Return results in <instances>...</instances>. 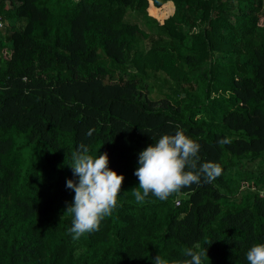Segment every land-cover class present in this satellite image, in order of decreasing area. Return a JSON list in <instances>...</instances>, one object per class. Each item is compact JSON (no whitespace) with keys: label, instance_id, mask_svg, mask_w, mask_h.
Masks as SVG:
<instances>
[{"label":"trees","instance_id":"16d2710c","mask_svg":"<svg viewBox=\"0 0 264 264\" xmlns=\"http://www.w3.org/2000/svg\"><path fill=\"white\" fill-rule=\"evenodd\" d=\"M129 8L155 27L145 53ZM177 127L221 175L138 203V154ZM81 143L125 179L100 230L74 241L66 181ZM262 152L264 0H0V264L175 262L195 244L203 264H249L264 244V175L244 176L236 201L225 173Z\"/></svg>","mask_w":264,"mask_h":264},{"label":"clouds","instance_id":"9594fccd","mask_svg":"<svg viewBox=\"0 0 264 264\" xmlns=\"http://www.w3.org/2000/svg\"><path fill=\"white\" fill-rule=\"evenodd\" d=\"M93 130L87 133L91 136ZM221 145L231 143L227 137L218 141ZM200 145L177 127L174 135H162L158 141L138 154V168L134 175L139 186L132 189L135 200L144 202L151 193L160 200L192 184L211 183L222 173L218 163H199ZM72 171L76 179L66 181V189L74 191V200L66 204V213L73 215L68 230L74 241L82 236L100 230L101 221L111 215L117 206L123 175L109 168L107 153L94 157L90 145L81 143L72 153ZM184 259L172 262L156 255L155 264H203L207 248L199 244L186 248ZM208 258V257H207ZM249 264H264V244H254L246 253Z\"/></svg>","mask_w":264,"mask_h":264},{"label":"rangeland","instance_id":"374dc122","mask_svg":"<svg viewBox=\"0 0 264 264\" xmlns=\"http://www.w3.org/2000/svg\"><path fill=\"white\" fill-rule=\"evenodd\" d=\"M125 20L131 23H136L140 28L146 31L150 35V39L143 41V42H136L134 45L137 47L138 50L143 51L145 53L151 45H153L154 41L153 38L156 39L157 35L155 33V27L152 25L151 21H149L144 12L141 10L136 11L134 8H129L127 14L125 16ZM2 27V26H1ZM165 78V82L163 83L162 80ZM152 81L161 82L163 83V88L161 87V91H165L168 89L169 79L165 77L162 72L154 71L153 72V79ZM147 95L150 97H155L158 95V91L156 87L152 86L149 91H147ZM235 164L233 167H230L226 173L225 178L228 183V187L230 190L234 191L231 194V197H234L235 200H239L240 195L247 193L251 189L250 185H248L247 181H243L242 179L244 176L247 177L249 182L256 181V178L260 175H264V152L261 153V156L251 162L247 163L243 158L235 159ZM239 186V187H238ZM251 191V190H250Z\"/></svg>","mask_w":264,"mask_h":264}]
</instances>
